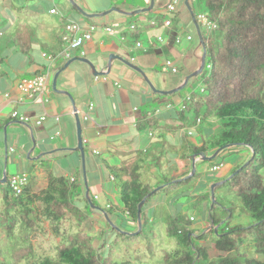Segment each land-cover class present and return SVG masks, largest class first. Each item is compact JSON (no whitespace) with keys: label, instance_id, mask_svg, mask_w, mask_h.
<instances>
[{"label":"crops","instance_id":"1","mask_svg":"<svg viewBox=\"0 0 264 264\" xmlns=\"http://www.w3.org/2000/svg\"><path fill=\"white\" fill-rule=\"evenodd\" d=\"M74 1L0 0V184L5 174L7 177L28 175L27 205L33 208L30 217L38 224L39 219L45 218L47 207L43 192L55 179L69 180L67 187L71 182L77 184L74 200L82 210L86 208L87 193L92 194L91 186L100 187L107 199L113 201L121 194L117 185L131 179L134 167L138 168L143 184H149L144 180L149 177L153 185H158L160 182L154 175L162 166H169L170 161L176 160L180 169L177 176L183 177L192 171L193 159H197L196 163L199 160L197 154L192 157L190 154L192 147H199L201 143L197 145L185 138L184 134L190 133L189 137L194 131L182 124L177 113L189 92L168 96L154 91L143 74L124 61L142 69L155 87L164 91L180 86L188 75L198 70L204 46L193 16L183 8L182 0H178L176 11L167 8L172 0H155L157 13L148 11L149 15L142 13L136 17L134 11L148 7L150 0ZM73 5L99 15L89 18L78 8L74 9L77 15ZM113 7L119 11L105 14ZM52 9L57 13H52ZM81 16L93 20L86 22ZM167 20L171 21L170 25L165 24ZM68 21L100 27L84 46L86 55L75 51L72 58L76 60L65 67L70 59L60 54L61 35ZM105 27L112 31L107 32ZM26 39L32 48L29 54L21 52L15 44V40ZM138 42L141 46H137ZM80 59H87L90 64ZM167 60L177 67L176 73L162 70ZM95 70L106 79H96ZM57 72L60 73L57 89H54ZM45 73L48 86L44 101L41 97L20 100L19 81ZM200 74L193 81H200ZM6 93L10 96L6 97ZM90 104L94 106L92 110ZM14 110L30 116V123L12 119L10 114ZM44 113L47 119L40 125L35 124ZM85 113L90 116L88 120L83 119ZM76 115L81 121L84 159L79 149ZM56 116H59L58 121ZM153 119L157 120V125L151 129ZM165 139L179 150L168 149ZM235 148L232 146L226 151ZM164 155L170 159L168 165ZM158 157L159 168L153 162ZM94 195H98V200L101 198L97 192ZM3 197L0 192V212L5 207ZM18 223L21 226V218ZM34 230L29 231L30 237Z\"/></svg>","mask_w":264,"mask_h":264},{"label":"trees","instance_id":"2","mask_svg":"<svg viewBox=\"0 0 264 264\" xmlns=\"http://www.w3.org/2000/svg\"><path fill=\"white\" fill-rule=\"evenodd\" d=\"M185 1L182 0V3ZM196 23L199 25L204 48L206 49V62L204 70L200 74V87L195 90L191 84L189 95L184 99L177 113L184 124L191 121L193 124L218 120L222 126V132L212 143L214 150L222 148L221 153L229 147L247 148L252 151V156L245 165H238L233 171L216 181H227L216 187L229 186L242 202V210L251 215L253 222L246 226L231 227L232 214L229 213L224 225L221 218H216L211 211L216 208L218 200L211 204L209 220L212 225L205 228L203 233L190 230L191 217L173 216L166 225V235L175 239L180 246L176 252L165 251L164 264H264V258L251 256L242 250L243 243L236 239L239 233H248L253 236V248L255 253L264 256V175L261 169L264 167V0H190ZM77 10L76 6H71ZM183 8L187 9L185 3ZM200 9V10H199ZM154 8L149 12H153ZM177 10V9H176ZM178 10L177 15H181ZM204 14L215 23L213 29H205L198 21L199 14ZM133 14V16H140ZM19 50L25 54L31 52V44L27 39L15 40ZM2 56L0 55V63ZM191 79L188 84L190 85ZM185 86V87H186ZM185 89V88H183ZM182 89V90H183ZM179 92V91H178ZM175 93V94H178ZM172 96L173 94H167ZM147 124H151L147 121ZM181 124V125H182ZM157 125L153 119L151 129ZM185 138L188 134H184ZM209 149L206 142L199 147H192L190 157L194 154L205 155ZM214 152V151H213ZM161 157V155H160ZM160 157L153 160L154 165L161 167ZM210 161V160H209ZM211 160L210 162H213ZM241 168V169H240ZM192 170V169H191ZM218 171V170H216ZM115 174V171L112 170ZM186 173L180 180L179 176H173L160 185L148 186L140 181L138 168L131 171V179L128 182L117 185L121 190V202L124 213L137 224L138 230V205L144 197H147L142 206V228L134 235L140 238L143 233L146 237L147 251L152 253L157 239V233L151 227V220L144 213L146 203L160 190L171 191L173 186L183 181H191L197 176V171L192 176ZM64 178L55 179L43 194L46 203L45 218L54 225L55 232L59 234V224L67 211L72 212L78 226L88 218L89 214L83 212L74 200L77 194V184L70 183ZM214 181V182H216ZM59 182V183H58ZM58 183L57 186L52 185ZM8 189L3 192L4 210L0 212V227L6 231L8 238L15 237V228L21 218V228L24 233V247L13 250L12 260L0 264H24L35 256L34 246L30 241L29 231L34 230L38 221L30 217L33 208L27 205L30 198L29 189L25 187L22 194L15 195L10 189L9 178L2 183ZM85 198L86 208L102 210L104 219H111L113 205L103 208L93 196ZM223 206V205H222ZM22 209V210H21ZM89 210V209H88ZM21 211V212H20ZM90 211V210H89ZM88 211V212H89ZM231 211L233 209L231 208ZM106 222V223H107ZM109 223V222H108ZM107 223V228L102 229V242L95 244V236L81 230L75 234H69L57 245L55 256L34 257L31 264H132L128 260L115 258L114 246L118 237L134 239V236L119 231L116 227ZM217 227V231H216ZM121 230L125 231L123 227ZM112 232L118 236L112 244L107 237ZM129 232V231H128ZM208 234L215 236L212 245L216 255L211 256L206 245L202 244ZM144 237V236H143ZM198 240V243H196ZM107 247L103 254L101 250Z\"/></svg>","mask_w":264,"mask_h":264},{"label":"rangeland","instance_id":"3","mask_svg":"<svg viewBox=\"0 0 264 264\" xmlns=\"http://www.w3.org/2000/svg\"><path fill=\"white\" fill-rule=\"evenodd\" d=\"M153 11V14L157 13L156 9H154ZM73 12L78 15L77 11H75L74 9ZM144 13L149 15V12ZM168 13H166L167 16H169L170 14ZM81 18L86 22H90L93 20L84 18L82 16ZM191 84L193 85V88L195 90L200 87V81L194 80L191 81L190 85L186 86L185 89L180 90L178 93H185V91L190 92ZM184 126L186 128H191L194 131V135L187 137L188 140L193 141V143L197 145L198 142H200L201 144L206 142V147L209 150L205 155L211 156L218 150L213 149L212 143L214 142L215 138H217V136H219V134L222 132L220 121H207L202 122V124H193L191 121H188L184 123ZM167 140L168 139H165L164 143H166V147L168 149L170 148L179 150L178 148L171 147L169 141ZM194 140H196L197 142H195ZM251 156L252 151L241 146V148L236 147L234 151L225 150L223 153H219L218 156L213 159V162H210L211 160H203L199 157L200 161L198 160V163H196V177H194L189 182L183 181L180 184L173 186L174 188H172L171 191L166 192L165 190H160L157 194L153 195L146 203L144 208L145 215L152 220L151 227H153L157 233V239L155 240V245L153 247L152 253H149L146 249L147 242L144 233L140 238H136L134 236L135 234L132 235L133 233L137 232V224L134 223L132 219L128 218L124 213V206L121 202V195L118 193L117 197H115L113 201L108 200L107 196L102 193L100 187L91 186L92 194H90V196H93V193L95 192L101 195V198L99 200L95 199L99 205H101L103 208L107 207L108 210H111L108 207H110L112 204L114 206L112 208L113 210H111V212L113 211V214L110 215L111 219L108 220L109 223L107 222V219L103 218L102 213H105L102 210L99 211L95 208H88L90 210L89 211L87 208L83 207L82 211L88 213L89 216L82 223V225L78 226V220L76 216L72 212L67 211L66 216L61 220L59 224V234H57L52 222L50 220L47 221V219L42 217L41 219H39V227L33 231V234H31L30 237L31 243L34 246L35 256L38 258L49 255L55 256L57 252V245L62 240H64L67 235L75 234L76 232L81 230L93 234L95 236L94 242L95 244H97V246H99L103 239L102 229L107 228L108 223L111 226L116 227L119 231H121L120 227L122 226L125 231H129L130 233H132L131 236L135 237L134 239H124L122 236L118 237V242L114 246L115 258L117 260H128L132 264H164L163 255L165 251L176 252L180 247L175 239L168 238L166 235V225L167 222L171 220V217H194V220L188 226V228L190 230L203 233L205 228L212 225V222H210L209 220V208L213 203L211 187L215 183L214 181L228 175L238 165H245L246 163H248V160ZM163 158H166V155H164ZM167 158L166 160L168 161L166 165H168L170 160ZM216 164H221V167L218 171H213L212 168ZM163 165L165 166L164 163ZM179 170L180 169L176 164V160H173V163L170 161L169 166L165 168L162 166L161 169H158V172L156 171L154 175L155 179L157 178L160 182V185L157 187V189L161 187V184L166 183L169 178L177 176V171ZM191 172L187 176H189ZM261 173L264 175V167L261 169ZM179 179L181 180L182 178ZM144 180L148 181V186H154L149 177H145ZM104 188L106 191H108L106 187ZM7 189V185L0 184V192L3 193ZM216 199L218 200L216 208L214 210L212 209L211 211L215 214L216 218L222 219L221 223H219L218 226L224 225L225 219L228 217L229 213L232 214L230 223L231 227L238 225L246 226L253 222V218L251 217V215L242 210V202L240 198L236 196L233 191H231V188H229V186H222L218 188V190L216 191ZM76 206L79 205L76 203ZM231 208L233 209V211H231ZM23 236L24 233L20 226V223H18L15 228V237L11 239L7 237L5 229L3 227H0V263L6 262L7 260H12L11 254L13 250L24 247L27 244L25 243V239ZM117 236L118 235L115 232H112L110 235H108V243L112 244ZM236 239L243 243V251H246L251 256L262 259L264 258L263 255L255 253L253 248L254 239L252 235L248 233H239L236 236ZM200 242L207 246L211 256L216 255V251L212 246L215 242V236L213 234H208L206 236V239L204 238ZM196 243H198V240H196ZM106 251L107 247L102 249L101 253L104 254ZM34 257H32V259H30L29 261L24 260L23 263L31 264V262L34 260Z\"/></svg>","mask_w":264,"mask_h":264},{"label":"built area","instance_id":"4","mask_svg":"<svg viewBox=\"0 0 264 264\" xmlns=\"http://www.w3.org/2000/svg\"><path fill=\"white\" fill-rule=\"evenodd\" d=\"M178 0H172L170 4H168V10L169 11H176L177 9ZM52 13H57L56 9L51 10ZM199 22L202 23V25L207 29H213L216 27L215 23H213L211 20L208 19L204 14H199ZM171 21L167 20L165 22L166 25H170ZM100 26L97 24H91L88 26H83L77 21H68L64 25V29L61 35L62 40V52L60 53L62 57L66 60L71 59L73 56V53L75 51H79L81 56L86 55V50L84 49V46L86 43L91 41L93 39L94 33L98 30ZM104 30L107 32H111L112 29L110 27H105ZM189 40L192 39V36H187ZM177 43L180 42V38H178ZM137 46H141V43L138 42ZM51 60H53L52 56L49 57ZM163 71H170L172 73H176L178 71L177 67H175L171 60H167L163 67ZM103 77V79H106V76H99L96 75V79ZM48 81V75L41 74L36 75L32 78L22 79L18 83V90L20 93V100L24 99H34L37 97H41L42 101H44V94L47 91V82ZM6 97H9L10 95L8 93L5 94ZM94 108L93 104L89 105V109L92 110ZM78 111H76L75 114H77ZM11 118L14 120H17L21 123H27L29 124L31 121L30 116L26 114H22L17 110H14L10 114ZM47 114H42L36 121L35 124L40 125L47 119ZM56 120H59V116L55 117ZM90 116L88 113H85L83 115L84 120H88ZM13 150V149H12ZM96 152V151H95ZM221 167L220 165H214L212 170L216 171L219 170ZM9 184L10 189L15 195L22 194L25 187L28 185L29 178L26 173H20V174H14L12 176H9ZM74 181V179H72ZM90 195V194H89ZM94 199H98V195L93 196ZM191 220H194V217H191Z\"/></svg>","mask_w":264,"mask_h":264},{"label":"water","instance_id":"5","mask_svg":"<svg viewBox=\"0 0 264 264\" xmlns=\"http://www.w3.org/2000/svg\"><path fill=\"white\" fill-rule=\"evenodd\" d=\"M70 2L71 3H75V1L74 0H70ZM185 6L187 7V9L190 11V13H191V15L193 16V20L194 21H196V19H195V17H194V12H193V10H192V7H191V4H190V0H185ZM154 5H155V0H150V5L148 6V7H146V8H142V9H137V10H135L134 11V13L135 14H140V13H144V12H148V11H150L151 9H153L154 8ZM77 8H78V10H79V12L80 13H82V15H84V16H86V17H89V18H93V17H97L99 14H89V13H87V12H85L80 6H77ZM112 11H119V9L118 8H116V7H113V8H110V9H108L106 12H105V14H108V13H110V12H112ZM104 14V15H105ZM196 23V22H195ZM196 27H197V31H198V36H199V38H200V40H201V42H202V44H203V46H204V43H203V40H202V35H201V32H200V28H199V25L196 23ZM204 53H203V57H202V59H201V65H200V67L198 68V70H196L194 73H192V74H190V75H188L185 79H184V81L182 82V84L180 85V86H178V87H176V88H174V89H171V90H169V91H164V90H160V89H157L156 87H155V85L148 79V77L146 76V74L144 73V71H142V69H140L139 67H136L134 64H132V63H130L129 61H126V60H124L125 61V63H127L128 65H130L132 68H134V69H136L137 71H139V72H141L142 74H143V76L146 78V80H147V82L149 83V85L151 86V88L154 90V91H157V92H160V93H162V94H175V93H177L178 91H180V90H182L183 88H185V86L188 84V82L191 80V79H193L194 77H196V76H198L200 73H202V71L204 70V66H205V62H206V49L204 48ZM112 57H116V58H118V59H120V57L119 56H117V55H113ZM122 59V58H121ZM76 60V58H71L70 60H68L67 61V63L65 64V67H68L73 61H75ZM80 60H83V61H85V62H87V63H89L90 64V61L89 60H87V59H80ZM93 66V65H92ZM94 69H95V67H94ZM59 73L60 72H57L56 74H55V76H54V80H53V87H54V89H57L56 88V80H57V77H58V75H59ZM95 73H96V75H98L97 73H99L98 71H96L95 70ZM75 109H76V107H74ZM76 117V120H77V127H78V140H79V149L82 151V157H83V159H84V149H83V147H82V136H81V121H80V117L78 116V115H76L75 116ZM222 150V148H219L214 154H212L211 156H208V155H201V154H199L198 155V157H200L201 159H203V160H213V159H215L217 156H218V154L220 153V151ZM196 161H197V159L196 158H194L193 159V169H192V172H191V174L189 175V176H192V175H194L195 173H196ZM241 169V168H240ZM188 176V177H189ZM182 180V179H181ZM7 181V176H6V174L4 175V178H3V180H2V182L3 183H5ZM227 181V179H224V180H222V181H218V182H215L213 185H212V187H211V195H212V200H213V202L215 201V197H216V193H215V189H216V187L217 186H219V185H221V184H223V183H225ZM160 188H158V190H159ZM88 194V198H89V202H90V197H89V193H87ZM146 198L147 197H144L143 199H142V201L139 203V205H138V211H137V213H138V230H137V232H135V233H130V232H127V231H123V230H121V232H124V233H126V234H128V235H136L140 230H141V228H142V215H141V212H142V206H143V204H144V202H145V200H146ZM97 209H98V207H96ZM216 231H217V227H216Z\"/></svg>","mask_w":264,"mask_h":264},{"label":"clouds","instance_id":"6","mask_svg":"<svg viewBox=\"0 0 264 264\" xmlns=\"http://www.w3.org/2000/svg\"><path fill=\"white\" fill-rule=\"evenodd\" d=\"M90 196V195H89Z\"/></svg>","mask_w":264,"mask_h":264}]
</instances>
